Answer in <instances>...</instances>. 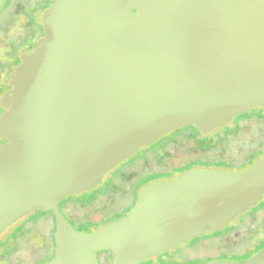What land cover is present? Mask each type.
<instances>
[{
    "label": "water",
    "instance_id": "95a60500",
    "mask_svg": "<svg viewBox=\"0 0 264 264\" xmlns=\"http://www.w3.org/2000/svg\"><path fill=\"white\" fill-rule=\"evenodd\" d=\"M4 0H0V9ZM0 98V232L50 210L44 264H140L222 231L264 194V156L235 172L190 168L137 193L126 215L76 230L59 203L165 134H203L264 107V0H53ZM264 264V247L241 260Z\"/></svg>",
    "mask_w": 264,
    "mask_h": 264
},
{
    "label": "rangeland",
    "instance_id": "374dc122",
    "mask_svg": "<svg viewBox=\"0 0 264 264\" xmlns=\"http://www.w3.org/2000/svg\"><path fill=\"white\" fill-rule=\"evenodd\" d=\"M46 1L4 0L0 9V59L4 58L8 44L15 40L25 42L23 48L37 43L43 32L40 23L42 13L47 8H44ZM22 53L18 54L19 60ZM19 60L13 56L12 68ZM262 108L252 106L237 114L230 123L246 117L239 126L231 127L220 138H206L209 140L206 143L193 135L192 128L180 127L165 134L127 157L125 160L130 161L129 164L115 176L114 172L120 169L125 160L108 170L99 185V194L93 199L71 201L64 206L61 203V210L75 222L71 223L66 217L76 230H84L86 223H101L103 225L97 227L100 228L126 215L142 189L141 183L147 180L170 179L180 175L179 170L183 167L199 168L209 164L207 168L220 169L216 168V164L225 163L223 169L235 172L249 166L264 156V115L257 114ZM226 125L215 128L210 136L225 130ZM245 211H251V207ZM29 216L38 218L26 223L23 216L0 232L1 244L10 245L9 252L0 247V264H44L53 257L52 214L48 210L37 209L28 213ZM241 220L244 221L225 233L216 235L215 232H208L203 237L196 236L167 252L150 256L140 264H203L214 259L234 260V255L247 253L264 239V205L247 217L242 212L232 221L239 223ZM82 223L84 226H80ZM96 257L99 264H111L113 258L110 251H98Z\"/></svg>",
    "mask_w": 264,
    "mask_h": 264
},
{
    "label": "trees",
    "instance_id": "16d2710c",
    "mask_svg": "<svg viewBox=\"0 0 264 264\" xmlns=\"http://www.w3.org/2000/svg\"><path fill=\"white\" fill-rule=\"evenodd\" d=\"M46 6H48V4L46 5ZM46 6H44V8L46 7ZM40 26L42 27V22L40 23ZM36 43H33L30 47H24L23 48V46L24 45H26L25 44V42H20V41H16L15 40V42H13V43H11L10 45L8 44V49L5 51V55H4V58L3 59H0V95L4 92V90L6 89V88H8V87H10V85H8L7 84V82H8V78H9V73L11 72V70H12V65H13V63L11 62L12 61V58H13V56L15 55L16 56V59L17 60H19V58H18V54L20 53V52H22V51H26V50H29V49H31L34 45H35ZM2 74H3V77H2ZM1 77H2V80H1ZM3 109L0 107V113H1V111H2ZM246 117H244V118H240V120L238 121V122H236V123H233V124H231L230 122L229 123H227V125H226V129L225 130H219V131H217V133L215 134V135H213V136H210V133H212V131L211 132H209V133H206V134H203V133H201L200 131H199V129L198 128H196L195 126H193V125H190V126H186V127H184V128H192V129H194V133H193V135H195L196 137H199V141H201V142H204V143H206V142H208L210 139H217V138H220V137H222L223 135H225V134H227V132L229 131V129L231 128V127H233V128H235V127H237V126H239V124H240V122L242 121V120H244ZM207 136V137H206ZM208 137H210L209 138V140H207L206 138H208ZM148 147V146H147ZM146 147V148H147ZM260 155H263V153L262 154H260ZM128 162H130V161H127V160H125V161H123L122 162V164L120 165V169H118L117 171H115L114 173V176L117 174V173H119L120 171H121V169L125 166V165H127V164H129ZM223 164H225V163H219V164H216V168H223ZM205 167H209V164H206V166ZM188 169H190V167H183V168H181L179 171H180V173H183V172H185L186 170H188ZM113 177V176H112ZM171 176H169L168 178H170ZM151 181L150 180H147V181H145V182H143V183H141V185H140V188H143L145 185H147L148 183H150ZM98 188H100L99 186H97V187H95V188H93V189H90V190H87V191H84V192H81V193H79V194H71V195H68V196H66V197H64L61 201H60V203H59V206H60V204L61 203H64L63 204V206L66 204V203H69V202H71V201H82V202H85V201H89V200H91V199H93L97 194H99V189ZM264 205V198H263V200H261L260 202H258L256 205H254V206H252L251 207V211H245V212H243V214H245V217H247L249 214H251L252 212H254V211H256L257 209H259V208H261L262 206ZM51 214H52V211H50V210H48ZM63 212V211H62ZM63 214H65V213H63ZM65 215H67V214H65ZM125 215V214H124ZM52 216H53V214H52ZM25 218L23 219V221L24 222H29V221H34L35 219H37V218H31L30 216L28 217V214H27V216H24ZM66 217H68L69 219H70V221H71V223H75L68 215L66 216ZM118 218V217H117ZM68 220V219H67ZM53 221H54V218H53ZM70 221L68 220V222L70 223ZM244 220H241L239 223H237V221H232L224 230H222V231H214L215 232V234L217 235V234H222V233H225V232H227V231H229V230H231L232 228H234V227H236V226H238L240 223H242ZM71 223H70V225H71ZM84 226V223H82V224H80V226ZM100 225H103V224H101V223H99V224H85V226H84V230L85 231H87V232H89V231H93V229H96L97 227H99ZM214 232H213V234H214ZM13 235H15V232H13ZM204 235H202L201 237H203ZM208 236H210V235H208ZM207 237V236H206ZM205 237V238H206ZM10 239V238H9ZM1 242H2V239H0V244H1ZM262 247H264V239L261 241V242H259L257 245H255V247L250 251V252H248V253H246L245 255H243L242 256V258L243 259H245V258H247V256H250V255H252L253 253H255L257 250H259L260 248H262Z\"/></svg>",
    "mask_w": 264,
    "mask_h": 264
},
{
    "label": "flooded vegetation",
    "instance_id": "af4514ba",
    "mask_svg": "<svg viewBox=\"0 0 264 264\" xmlns=\"http://www.w3.org/2000/svg\"><path fill=\"white\" fill-rule=\"evenodd\" d=\"M46 2H47V4H48V6H49V5L53 2V0H47ZM48 6H46V7H48ZM42 30H43V29H42ZM42 34H43V32H42ZM35 43H36V42H35ZM35 45H36V44H35ZM35 45H34V47H35ZM32 49H33V47H32L31 49H29V50L22 51V52H29V51H31ZM12 69H13V68H12ZM0 76H1V75H0ZM2 77H3V74H2ZM2 77H1V80H2ZM9 79H10V75H9L8 81H9ZM7 84L10 85L9 82H7ZM8 88H9V87H8ZM8 88H6V89L4 90V92H5ZM4 92H3V93H4ZM3 93L0 95V97L3 95ZM0 107H1L2 109H4L2 106H0ZM260 107H261V106H260ZM250 108H251V107H250ZM250 108H248V109H250ZM246 110H247V109H246ZM2 111H3V110H2ZM2 111H1V112H2ZM257 114H262V115H264V108H262V109L260 110V112L257 113ZM252 115H256V114H252ZM1 141H4V140L0 139V142H1ZM180 174H182V173H180ZM177 175H179V174H177ZM261 200H263V198H262ZM261 200H260V201H261ZM260 201H259V202H260ZM25 216H26V215H25ZM21 218H22V217H21ZM231 222H232V221H231ZM13 224H14V223H13ZM229 224H230V223H229ZM9 226H10V225H9ZM0 239H1V238H0ZM261 241H262V240H261ZM261 241H260V242H261ZM257 244H258V243H257ZM257 244H256V245H257ZM9 246H10V245L7 244V243H4V245L0 244V247H4V249H6L7 252H9V251H8V249L10 248ZM254 247H255V246H254ZM254 247H253V248H254ZM253 248H252V249H253ZM262 248H263V247H262ZM252 249H251V250H252ZM260 249H261V248H260ZM251 250H250V251H251ZM250 251H248V252H250ZM257 251H258V250H257ZM248 252H247V253H248ZM53 254H54V252H53ZM245 254H246V253L241 254V255H234L235 258H233V259H234V260H241V259H243L242 256L245 255ZM247 257H249V256H247ZM98 263H99V262H98Z\"/></svg>",
    "mask_w": 264,
    "mask_h": 264
}]
</instances>
